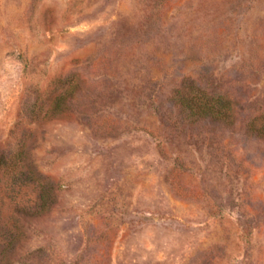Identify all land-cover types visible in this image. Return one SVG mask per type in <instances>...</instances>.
Returning <instances> with one entry per match:
<instances>
[{
    "label": "rangeland",
    "instance_id": "rangeland-1",
    "mask_svg": "<svg viewBox=\"0 0 264 264\" xmlns=\"http://www.w3.org/2000/svg\"><path fill=\"white\" fill-rule=\"evenodd\" d=\"M0 264H264V0H0Z\"/></svg>",
    "mask_w": 264,
    "mask_h": 264
},
{
    "label": "trees",
    "instance_id": "trees-1",
    "mask_svg": "<svg viewBox=\"0 0 264 264\" xmlns=\"http://www.w3.org/2000/svg\"><path fill=\"white\" fill-rule=\"evenodd\" d=\"M182 85L181 88L174 90L177 104L182 110L197 118L210 117L215 120L227 121L231 117V105L229 100L220 95H209L203 90L193 91V85ZM65 92L59 94L58 99H54L53 104H58L59 98Z\"/></svg>",
    "mask_w": 264,
    "mask_h": 264
}]
</instances>
